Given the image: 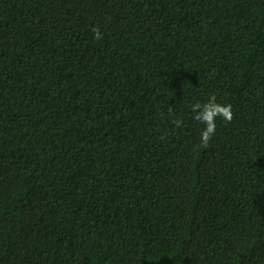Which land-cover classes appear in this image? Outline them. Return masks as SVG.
I'll return each mask as SVG.
<instances>
[{"label":"trees","instance_id":"obj_1","mask_svg":"<svg viewBox=\"0 0 264 264\" xmlns=\"http://www.w3.org/2000/svg\"><path fill=\"white\" fill-rule=\"evenodd\" d=\"M0 264H264V0H0Z\"/></svg>","mask_w":264,"mask_h":264},{"label":"clouds","instance_id":"obj_2","mask_svg":"<svg viewBox=\"0 0 264 264\" xmlns=\"http://www.w3.org/2000/svg\"><path fill=\"white\" fill-rule=\"evenodd\" d=\"M95 39H100L102 33L98 28L93 29ZM192 119L203 125L200 133V144L207 147L209 140L216 134L218 118L223 121H231L232 105L230 103H221L214 94H209L207 100L203 103L197 102L191 105ZM177 127L181 126L182 121L176 119Z\"/></svg>","mask_w":264,"mask_h":264}]
</instances>
